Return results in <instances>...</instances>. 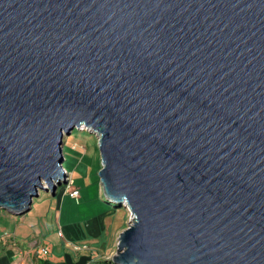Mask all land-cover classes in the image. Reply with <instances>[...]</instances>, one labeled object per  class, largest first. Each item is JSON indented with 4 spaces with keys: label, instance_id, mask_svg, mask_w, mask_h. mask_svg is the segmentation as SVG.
Returning <instances> with one entry per match:
<instances>
[{
    "label": "water",
    "instance_id": "95a60500",
    "mask_svg": "<svg viewBox=\"0 0 264 264\" xmlns=\"http://www.w3.org/2000/svg\"><path fill=\"white\" fill-rule=\"evenodd\" d=\"M82 127L114 264H264V0H0V207L55 196Z\"/></svg>",
    "mask_w": 264,
    "mask_h": 264
},
{
    "label": "rangeland",
    "instance_id": "374dc122",
    "mask_svg": "<svg viewBox=\"0 0 264 264\" xmlns=\"http://www.w3.org/2000/svg\"><path fill=\"white\" fill-rule=\"evenodd\" d=\"M63 141V156L65 158L63 169L66 175L64 181L61 180L62 186L58 185L55 196H52L50 193L51 188L45 185V187L49 189V193L44 190L39 192L40 195L38 198L34 199L33 211L29 213V215L33 218L36 215L40 216L43 212L46 213L49 205L51 208H54L57 201L59 202L58 198L61 197V194L66 192L67 195L66 198L64 197V201L60 198L61 203L58 218H60L63 213V223L65 222V217L68 216L76 219L72 220L74 223L75 221L77 222L72 228L83 231L85 236H88L86 231L88 228L97 229V225L95 227L93 222L103 226L104 231V238L99 244L94 241L96 243V245H94V242H91V240H86L83 243L81 240L74 238V240L70 239L72 242L67 240L68 246L66 247L70 252L75 251L80 254L86 253L89 258L93 259L94 257L97 261L102 258L105 260L107 254L111 253L108 255V260H110L116 255L118 234L122 233L130 225V214L125 208L118 209L117 206H113L101 198L94 202H88L85 207L83 205L82 207L78 206V199L71 196L72 191L79 187L82 191L87 188L92 192L94 188L97 189L101 186L99 172L102 164L98 138L93 135L89 129H81L75 130L70 136L64 135ZM71 174H73V176ZM90 218L91 221L88 220ZM38 233L39 231H37L33 237L39 235ZM50 237L52 240H55L56 233L52 232ZM84 244L86 246H84ZM82 247L86 248V250L82 249ZM44 254H48V251ZM44 256L46 255H43V257Z\"/></svg>",
    "mask_w": 264,
    "mask_h": 264
},
{
    "label": "crops",
    "instance_id": "0c3cea01",
    "mask_svg": "<svg viewBox=\"0 0 264 264\" xmlns=\"http://www.w3.org/2000/svg\"><path fill=\"white\" fill-rule=\"evenodd\" d=\"M71 175L73 176V174ZM73 181L75 182L74 178ZM78 189L80 190V196L77 198L79 207L82 205L85 207L88 202H94L100 198L105 201L102 186L97 189L94 188L92 192L87 188L84 191L79 187ZM66 195V192L61 194V197L58 198L59 202L57 201L54 208L49 205L46 213L43 212L40 216L36 215L33 218L29 213L33 211L34 202L31 210L24 215H14L0 207V264H112V258H109L111 261L108 260V255L111 253L107 254L105 260L102 258L97 261L93 256V259L89 258L86 253L70 252L66 247L68 246L67 240L71 241L74 238L83 243L86 240H91V242L95 241L98 244L104 238L103 226L100 224L93 222L95 227L97 225V229L86 228L88 236H85L83 231L72 228L74 224H77L76 221L74 223L72 220L76 219L68 216L65 217L63 223V213L58 218L60 198L64 201ZM98 207L102 208L101 206ZM88 220L91 221V218ZM37 231H39V235L33 237ZM52 232L56 233L55 240L50 237ZM60 233L63 235L62 237ZM120 234L118 235L120 236ZM95 242L94 245H96ZM84 246L86 245L84 244ZM43 249L47 250L48 254H44ZM82 249L86 250L84 247ZM43 255L46 256L43 257Z\"/></svg>",
    "mask_w": 264,
    "mask_h": 264
},
{
    "label": "built area",
    "instance_id": "2783aa9c",
    "mask_svg": "<svg viewBox=\"0 0 264 264\" xmlns=\"http://www.w3.org/2000/svg\"><path fill=\"white\" fill-rule=\"evenodd\" d=\"M71 196L74 198H78L80 196V190L75 189L74 191H72ZM60 236L62 237L63 235L60 233ZM43 252L46 253L47 251L43 249Z\"/></svg>",
    "mask_w": 264,
    "mask_h": 264
},
{
    "label": "bare ground",
    "instance_id": "6f19581e",
    "mask_svg": "<svg viewBox=\"0 0 264 264\" xmlns=\"http://www.w3.org/2000/svg\"><path fill=\"white\" fill-rule=\"evenodd\" d=\"M81 129H87V128H86V127H82ZM81 129H80V130H81ZM54 184H56V183H54ZM45 185H47V184L44 183V186H45ZM45 188H46V187H45ZM112 259H113V258H112ZM112 262H113V261H112ZM113 264H114V263H113Z\"/></svg>",
    "mask_w": 264,
    "mask_h": 264
},
{
    "label": "trees",
    "instance_id": "16d2710c",
    "mask_svg": "<svg viewBox=\"0 0 264 264\" xmlns=\"http://www.w3.org/2000/svg\"><path fill=\"white\" fill-rule=\"evenodd\" d=\"M47 251V250H46ZM112 264H113V262H112Z\"/></svg>",
    "mask_w": 264,
    "mask_h": 264
}]
</instances>
